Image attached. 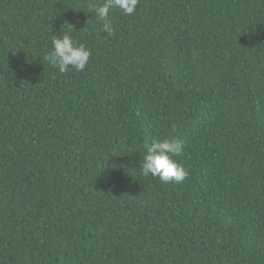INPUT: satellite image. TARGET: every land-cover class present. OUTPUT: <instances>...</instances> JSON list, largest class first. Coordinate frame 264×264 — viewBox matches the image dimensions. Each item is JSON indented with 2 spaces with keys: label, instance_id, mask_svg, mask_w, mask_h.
I'll return each mask as SVG.
<instances>
[{
  "label": "trees",
  "instance_id": "trees-1",
  "mask_svg": "<svg viewBox=\"0 0 264 264\" xmlns=\"http://www.w3.org/2000/svg\"><path fill=\"white\" fill-rule=\"evenodd\" d=\"M102 2L0 0V264H264V0H139L112 36ZM66 32L83 72L45 60ZM170 137L187 179L144 177Z\"/></svg>",
  "mask_w": 264,
  "mask_h": 264
},
{
  "label": "clouds",
  "instance_id": "clouds-1",
  "mask_svg": "<svg viewBox=\"0 0 264 264\" xmlns=\"http://www.w3.org/2000/svg\"><path fill=\"white\" fill-rule=\"evenodd\" d=\"M139 0H103L102 3L93 4L97 21L101 31L109 36L114 35L113 21L110 11L119 10L125 16L134 14ZM68 32H74L73 25L68 24ZM51 51L45 60L60 73L70 69L83 72L92 55L84 43H77L67 32L62 36L52 37ZM186 142L177 137L156 139L146 146V152L139 163V169L144 177L156 178L162 183H182L187 179L188 172L184 165L173 157L182 156Z\"/></svg>",
  "mask_w": 264,
  "mask_h": 264
}]
</instances>
